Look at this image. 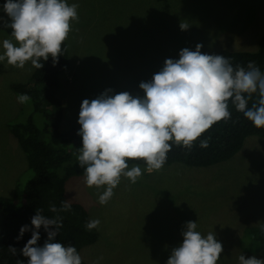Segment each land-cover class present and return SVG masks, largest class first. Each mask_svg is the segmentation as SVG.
Segmentation results:
<instances>
[{"label": "rangeland", "instance_id": "rangeland-1", "mask_svg": "<svg viewBox=\"0 0 264 264\" xmlns=\"http://www.w3.org/2000/svg\"><path fill=\"white\" fill-rule=\"evenodd\" d=\"M79 5L78 22L65 40L67 68L59 74L56 95L62 106L59 132L78 126L84 99L128 92L143 97L141 82H150L166 59H179L184 48L215 55L220 49L254 51L264 31V0H67ZM0 0V54L11 39L9 18ZM180 24H188L181 30ZM14 42V41H13ZM15 43V42H14ZM33 66L0 62V195L18 192L31 172L9 120L32 119L39 138L58 146L60 138L46 131L51 107L35 112L21 104L10 89L25 82ZM264 73V71H263ZM72 154L66 163H77ZM132 184L126 177L105 205L98 202L104 188L87 187L83 175L65 181V199L79 202L91 220L98 219V238L79 255L87 264H166L172 249L183 241L187 222L197 223L202 236L209 232L222 244L217 264H239L238 257L264 260L239 246L243 228L264 224V136L249 135L231 158L208 166L166 164L147 171ZM62 167L56 168L61 174Z\"/></svg>", "mask_w": 264, "mask_h": 264}, {"label": "clouds", "instance_id": "clouds-1", "mask_svg": "<svg viewBox=\"0 0 264 264\" xmlns=\"http://www.w3.org/2000/svg\"><path fill=\"white\" fill-rule=\"evenodd\" d=\"M78 7L67 0H5L3 12L10 23L5 22L4 27L12 31L11 39L2 42L0 62L6 60L16 68L30 62L41 69L44 66L41 61L51 57L55 65L72 22L79 20ZM179 27L186 30L189 25ZM201 48V44L194 51L184 48L178 60L166 59L150 82L139 84L144 93L142 98L128 92L109 95V89L91 101H82L77 121L82 146L76 162L84 171L87 187L104 188L98 197L101 205L112 198L121 177L132 184L141 177L142 169L138 165L129 169V160H143L148 172L161 170L173 144L191 150L215 123L229 120V103L255 128H264V73L253 61L246 68L234 67L229 58L203 54ZM17 100L24 104L31 97L19 94ZM250 101L253 102L249 106ZM208 146V139L200 141V147ZM70 209L71 205L64 202L60 209L53 205L49 210L56 213ZM62 220L61 216L48 218L42 210L31 218V238L20 250L28 258L27 264H82L74 245L53 242L63 227ZM99 224L94 219L85 227L91 231ZM42 226L47 240L43 246H37ZM196 229V222L186 223L183 241L172 249L166 264H217L222 244L213 232L202 236ZM28 230L27 225L22 226L17 240ZM260 230L264 232V224ZM8 250L12 255L17 252L11 246ZM238 261L264 264V260L255 256L245 259L242 254Z\"/></svg>", "mask_w": 264, "mask_h": 264}, {"label": "trees", "instance_id": "trees-1", "mask_svg": "<svg viewBox=\"0 0 264 264\" xmlns=\"http://www.w3.org/2000/svg\"><path fill=\"white\" fill-rule=\"evenodd\" d=\"M215 55L229 58L234 67L239 65L246 68L248 63L253 61L263 73L264 31L254 51L220 49ZM57 61L54 65L52 58L49 57L47 61H41L44 65L41 69L33 67L30 77L25 82L10 84V89L15 94H27L31 97L33 111L44 112L51 107L50 119L45 129L60 138V143L54 146L50 141L40 139L39 130L30 117L24 120H9L6 123L25 155L31 175L25 180L20 191L10 196L0 195V264H27L28 258L24 257L20 250L31 238L33 230L31 218L37 211L42 210V214L48 218L56 216L63 218V227L59 229L58 236L53 242L72 244L78 254L82 246L91 244L98 238L97 229L89 231L85 227L91 220L85 207L79 202L67 201L64 195L66 179L73 175L84 174L78 163H66L72 154H78V149L82 146V138L77 135L80 125L69 129L66 133H60L58 130L62 118V106L56 91L59 85L58 76L67 68L68 63L65 41ZM255 99L254 95L253 100ZM252 102L250 101L249 106ZM229 111L231 118L215 123L197 139L191 150L173 144L164 165L172 162H180L188 166L215 164L234 156L247 136H264V128H255L231 103H229ZM204 139H208L207 148L200 147V141ZM128 164L147 166L143 160H129ZM60 166L61 174L55 171ZM64 202L71 205L69 211L53 213L49 210L53 205L60 209ZM25 225L29 230L17 240L20 228ZM38 231L40 238L37 246H43L47 240V233L43 226ZM9 246L17 250L15 255L9 252ZM239 246L249 253L264 248V232H261L260 226L244 227L243 239ZM82 264L87 263L82 260Z\"/></svg>", "mask_w": 264, "mask_h": 264}]
</instances>
